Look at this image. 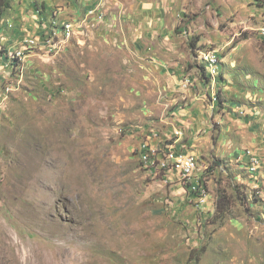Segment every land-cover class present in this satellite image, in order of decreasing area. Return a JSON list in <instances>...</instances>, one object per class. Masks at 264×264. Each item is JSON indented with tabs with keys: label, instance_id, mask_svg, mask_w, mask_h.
Returning a JSON list of instances; mask_svg holds the SVG:
<instances>
[{
	"label": "rangeland",
	"instance_id": "374dc122",
	"mask_svg": "<svg viewBox=\"0 0 264 264\" xmlns=\"http://www.w3.org/2000/svg\"><path fill=\"white\" fill-rule=\"evenodd\" d=\"M263 27L264 0H0V264H264Z\"/></svg>",
	"mask_w": 264,
	"mask_h": 264
},
{
	"label": "bare ground",
	"instance_id": "6f19581e",
	"mask_svg": "<svg viewBox=\"0 0 264 264\" xmlns=\"http://www.w3.org/2000/svg\"><path fill=\"white\" fill-rule=\"evenodd\" d=\"M66 25V24H65ZM65 28V27H64ZM66 28H67V31H69V25H66ZM66 30V29H65ZM64 32V30H63ZM262 32V35L264 36V27L262 28L261 30ZM55 41V40H54ZM53 42V41H52ZM56 49V48H55ZM53 49V50H55ZM52 50V51H53ZM20 54V53H19ZM212 57V56H211ZM216 62L215 58L212 59V62ZM210 63V61H209ZM211 64V63H210ZM212 68V67H211ZM214 74L216 73V69H214L213 67V70H211ZM210 71V72H211ZM144 155V154H143ZM180 155V154H179ZM154 156V155H153ZM152 157V156H151ZM151 157H149L148 155H144L143 156V159H144V162L148 165V167L154 169V168H163V166H169V164L173 163L175 166H177L178 168H180V170L182 171L183 175L185 176H190L193 171L196 169L195 167H197V162L196 160L191 157V156H182V157H179V158H175L173 153H169L167 155V157H165V159H161V160H158L157 162H153L151 160ZM163 158V157H162ZM143 161V160H142ZM172 164V165H173ZM191 177V176H190ZM68 229V228H67ZM61 230V229H60ZM59 230V231H60ZM58 231V232H59ZM63 231V230H62ZM65 231V230H64ZM63 231V232H64ZM67 231V230H66ZM49 232V231H48ZM57 232V233H58ZM67 233V232H66ZM50 235V234H49ZM48 235V236H49ZM52 235V234H51ZM57 235V234H56ZM55 235V236H56ZM61 235V234H60ZM63 237V236H62ZM66 237V236H65ZM67 237H69L67 235ZM57 238V237H56ZM87 240V239H86ZM61 241V240H60ZM65 243L66 241L63 243V244H57L55 245L56 247L53 249V251L51 252V259L53 261V264H64L69 258V252H68V249H65ZM81 243V242H80ZM72 251V249H69ZM74 250V249H73ZM75 252V251H74ZM73 252V253H74ZM71 261L74 260V257H72L70 259ZM51 261V260H50ZM70 261V263H71Z\"/></svg>",
	"mask_w": 264,
	"mask_h": 264
},
{
	"label": "trees",
	"instance_id": "16d2710c",
	"mask_svg": "<svg viewBox=\"0 0 264 264\" xmlns=\"http://www.w3.org/2000/svg\"><path fill=\"white\" fill-rule=\"evenodd\" d=\"M5 5H7V7L9 6V4H8V2H6V4Z\"/></svg>",
	"mask_w": 264,
	"mask_h": 264
}]
</instances>
